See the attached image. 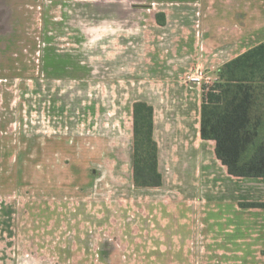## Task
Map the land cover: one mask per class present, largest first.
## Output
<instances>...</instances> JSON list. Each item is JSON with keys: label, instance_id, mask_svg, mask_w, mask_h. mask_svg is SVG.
Wrapping results in <instances>:
<instances>
[{"label": "rangeland", "instance_id": "374dc122", "mask_svg": "<svg viewBox=\"0 0 264 264\" xmlns=\"http://www.w3.org/2000/svg\"><path fill=\"white\" fill-rule=\"evenodd\" d=\"M228 6L0 0V264H151L132 250L133 230L147 223L132 214L148 203L137 204L125 185L115 134L124 131L131 91L156 77L146 74L148 60L165 50L170 31L214 18L236 30L258 24L262 0ZM193 75L202 88L218 78L197 66L183 79L194 83Z\"/></svg>", "mask_w": 264, "mask_h": 264}, {"label": "crops", "instance_id": "0c3cea01", "mask_svg": "<svg viewBox=\"0 0 264 264\" xmlns=\"http://www.w3.org/2000/svg\"><path fill=\"white\" fill-rule=\"evenodd\" d=\"M228 2L213 0V11L228 12ZM259 10L254 26L244 22L236 30L214 18L186 26L178 36L170 31L165 50L148 60L146 74L156 77L131 91L125 128L114 143L126 157V187L138 195L137 204L148 203L144 214H132L147 218L146 229L136 226L131 235L139 241L132 250L147 252L151 264H264V177L229 173L216 154V141L201 135L203 88L183 79L197 66L217 74L225 63L264 42V0ZM160 26L167 27L166 21ZM136 101L154 108L161 186L134 184ZM119 192L124 194L123 188Z\"/></svg>", "mask_w": 264, "mask_h": 264}, {"label": "trees", "instance_id": "16d2710c", "mask_svg": "<svg viewBox=\"0 0 264 264\" xmlns=\"http://www.w3.org/2000/svg\"><path fill=\"white\" fill-rule=\"evenodd\" d=\"M160 25L165 13L156 14ZM217 80L203 87L201 135L216 141V154L230 174L264 177V42L221 66ZM134 116V184L162 185L154 108L136 101Z\"/></svg>", "mask_w": 264, "mask_h": 264}, {"label": "built area", "instance_id": "2783aa9c", "mask_svg": "<svg viewBox=\"0 0 264 264\" xmlns=\"http://www.w3.org/2000/svg\"><path fill=\"white\" fill-rule=\"evenodd\" d=\"M190 80H191V82L199 83V82H201L202 77L201 76H198V75H196V76L193 75V76L190 77Z\"/></svg>", "mask_w": 264, "mask_h": 264}]
</instances>
